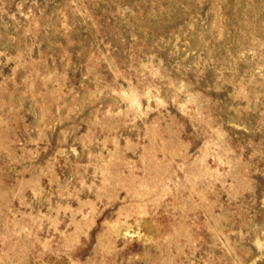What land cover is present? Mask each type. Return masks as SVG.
<instances>
[{
	"label": "rangeland",
	"instance_id": "rangeland-1",
	"mask_svg": "<svg viewBox=\"0 0 264 264\" xmlns=\"http://www.w3.org/2000/svg\"><path fill=\"white\" fill-rule=\"evenodd\" d=\"M0 264H264V0H0Z\"/></svg>",
	"mask_w": 264,
	"mask_h": 264
}]
</instances>
